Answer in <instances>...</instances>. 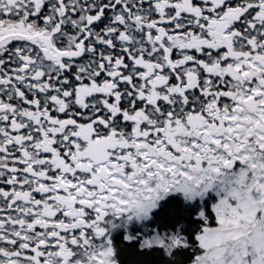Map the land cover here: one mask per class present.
I'll list each match as a JSON object with an SVG mask.
<instances>
[{
    "label": "snow or ice",
    "instance_id": "snow-or-ice-1",
    "mask_svg": "<svg viewBox=\"0 0 264 264\" xmlns=\"http://www.w3.org/2000/svg\"><path fill=\"white\" fill-rule=\"evenodd\" d=\"M0 264H264V0H0Z\"/></svg>",
    "mask_w": 264,
    "mask_h": 264
}]
</instances>
